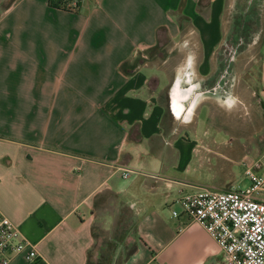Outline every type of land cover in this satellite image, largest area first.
Segmentation results:
<instances>
[{
  "label": "crops",
  "instance_id": "0c3cea01",
  "mask_svg": "<svg viewBox=\"0 0 264 264\" xmlns=\"http://www.w3.org/2000/svg\"><path fill=\"white\" fill-rule=\"evenodd\" d=\"M48 1L13 0L0 13V213L40 254L11 264H105L97 212H115L99 223L107 231L125 206L135 241L114 238L109 264H219L217 242L175 209L186 191L174 185L186 183L170 169H180L181 125L204 95L229 91L230 0H84L79 12ZM260 84L264 106V41ZM120 168L180 185L147 178L137 191Z\"/></svg>",
  "mask_w": 264,
  "mask_h": 264
},
{
  "label": "rangeland",
  "instance_id": "374dc122",
  "mask_svg": "<svg viewBox=\"0 0 264 264\" xmlns=\"http://www.w3.org/2000/svg\"><path fill=\"white\" fill-rule=\"evenodd\" d=\"M12 1L0 0V13ZM229 11L232 12L233 22L239 26L237 27L239 34L235 33L231 42L242 44L236 51L232 73L228 78L229 91L221 90L204 95L202 110L199 109V113L191 123L180 127L179 138L185 140L180 151L182 160L179 163L180 169H170L171 177H174L170 179H178L186 183L184 185L176 183L180 186L174 185L186 191L184 193L193 192L197 188H209L221 192L233 187L244 189L249 186L245 167L264 154V106L261 102L260 84L264 41V0H235L234 3L230 0L227 8L228 13ZM230 21L232 22L231 19ZM172 61L167 66L169 73L175 69L173 65L176 60L172 59ZM166 151L164 164L169 165L172 163L171 150L168 152L166 149ZM141 180L147 178L141 176L125 180L121 176L120 183L123 187H129ZM176 180L173 181L177 182ZM135 184L139 191L138 183ZM138 196L140 199L145 198L140 194ZM105 201L108 208V205L113 203V198L107 196ZM174 206L175 209L182 207L180 204ZM121 210L117 216L118 227L107 231L100 229L99 223L102 221V216L115 212L107 209L97 212L100 217L96 223L98 224L97 243L94 250L100 256L107 257L106 260H102L105 264H109L111 260L116 242L114 238L124 243L132 244L135 241V216L126 206ZM219 264H227L225 257L220 259Z\"/></svg>",
  "mask_w": 264,
  "mask_h": 264
},
{
  "label": "built area",
  "instance_id": "2783aa9c",
  "mask_svg": "<svg viewBox=\"0 0 264 264\" xmlns=\"http://www.w3.org/2000/svg\"><path fill=\"white\" fill-rule=\"evenodd\" d=\"M84 0H73L71 7ZM125 180L144 176L160 180L167 186L175 183L161 175L120 168ZM249 186L217 191L197 188L182 193L178 203L192 222L201 224L222 249L227 264H264V156L245 167ZM184 185V184H183ZM178 216L177 212L173 213ZM17 256L28 262L40 258L35 244L20 228L0 213V264H11Z\"/></svg>",
  "mask_w": 264,
  "mask_h": 264
},
{
  "label": "trees",
  "instance_id": "16d2710c",
  "mask_svg": "<svg viewBox=\"0 0 264 264\" xmlns=\"http://www.w3.org/2000/svg\"><path fill=\"white\" fill-rule=\"evenodd\" d=\"M72 1L73 0H49L48 3H49L50 7L58 9V10H63V11H66V12H79L81 5L78 4L75 7H71L70 3ZM228 15L230 17L229 20L231 19L232 23L234 25V34L235 33L239 34V31L237 30V27H239V26L237 25L236 22H233L234 18H232V16H231L232 12L229 11ZM224 46H226V47H224L226 49L228 45L225 44Z\"/></svg>",
  "mask_w": 264,
  "mask_h": 264
},
{
  "label": "flooded vegetation",
  "instance_id": "af4514ba",
  "mask_svg": "<svg viewBox=\"0 0 264 264\" xmlns=\"http://www.w3.org/2000/svg\"><path fill=\"white\" fill-rule=\"evenodd\" d=\"M242 43L241 42H239V44H237L236 46H235V50L237 51L238 50V48L240 47V45H241ZM232 47L231 46H227V49H226V52L224 53L225 54V56H224V60H225V62H230V61H232V59L234 58V55L236 54V51H234L233 50V48L231 49ZM233 52H234V54H233ZM233 54V55H232ZM229 69H230V67L229 68H225V71L222 73V78H223V84L225 85V86H227L228 85V83H229V77H230V73H229Z\"/></svg>",
  "mask_w": 264,
  "mask_h": 264
}]
</instances>
